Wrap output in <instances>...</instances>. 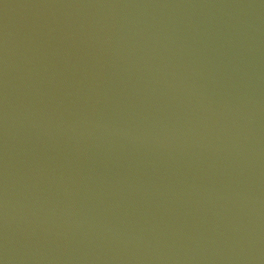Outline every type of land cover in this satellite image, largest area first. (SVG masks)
Segmentation results:
<instances>
[{
  "label": "water",
  "instance_id": "obj_1",
  "mask_svg": "<svg viewBox=\"0 0 264 264\" xmlns=\"http://www.w3.org/2000/svg\"><path fill=\"white\" fill-rule=\"evenodd\" d=\"M0 264H264V0H0Z\"/></svg>",
  "mask_w": 264,
  "mask_h": 264
}]
</instances>
